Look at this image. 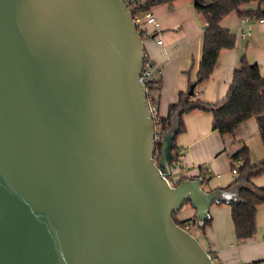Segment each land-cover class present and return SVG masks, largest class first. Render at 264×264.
<instances>
[{
  "label": "water",
  "instance_id": "water-1",
  "mask_svg": "<svg viewBox=\"0 0 264 264\" xmlns=\"http://www.w3.org/2000/svg\"><path fill=\"white\" fill-rule=\"evenodd\" d=\"M143 47L123 0H0V264H216L172 215L238 190L169 179Z\"/></svg>",
  "mask_w": 264,
  "mask_h": 264
},
{
  "label": "crops",
  "instance_id": "crops-1",
  "mask_svg": "<svg viewBox=\"0 0 264 264\" xmlns=\"http://www.w3.org/2000/svg\"><path fill=\"white\" fill-rule=\"evenodd\" d=\"M186 1L161 2L151 8L156 24L148 25L153 31L152 36L144 40V49L158 79L154 93L160 117L167 115L170 104L177 101L178 93L186 91L191 84L194 95L203 101L216 102L223 98L232 72L243 55L249 62H256L260 73L264 74V19L250 18L242 22L237 12L231 11L219 24L235 34V46L222 49L209 78L195 84L205 19L203 15L197 16ZM258 6L264 9V3L257 1L245 3L240 8L256 9ZM158 37L162 43L156 42ZM181 119L183 129L174 140L173 180L180 176H202L203 189L226 188L238 176L232 172V168L238 166V162L230 157L234 152L246 145L251 164L264 159V135L259 133L254 117L245 119L232 133L225 134L212 129L210 111L195 108L183 113ZM250 181L256 186H264V172L252 175ZM195 212L190 203H184L176 215L182 220L193 218ZM209 213L212 219L199 228L200 243L217 262L249 264L260 261L264 264V202L256 207L255 232L244 239L235 235L229 203H213Z\"/></svg>",
  "mask_w": 264,
  "mask_h": 264
},
{
  "label": "trees",
  "instance_id": "trees-1",
  "mask_svg": "<svg viewBox=\"0 0 264 264\" xmlns=\"http://www.w3.org/2000/svg\"><path fill=\"white\" fill-rule=\"evenodd\" d=\"M251 1H257L258 4L264 3V0H201L202 5H196L198 11L202 13L206 25L203 28L202 53L194 81L195 84H200L209 78L216 64L218 54L222 49H230L235 46V34L219 24L223 16L231 11H236L239 18L247 16L252 19H264V9L261 6L256 9L243 10L240 8L243 4ZM132 13L134 14V12ZM139 35L142 36L141 33ZM154 82L157 85L158 79H155ZM190 86L186 91L178 93L177 101L170 104L167 115L160 117L157 124L161 134L169 127L175 112L181 111L179 114L180 131L183 129L182 114L199 108L211 112V127L220 134L232 133L240 122L249 117H254L259 133L262 136L264 135V74L260 73L256 62H249L245 55L241 56L238 66L232 72V78L225 96L216 102L203 101L196 97L194 92L189 93ZM156 147L159 153L160 140L156 142ZM175 156L176 154H174L170 162L172 174L174 173V168L171 164ZM230 157L233 161L238 162L236 168L238 176L231 185H236L239 195L237 200L229 203L231 206V218L236 237L244 239L255 232L256 207L264 202V186H256L250 181L252 175L264 172V159L257 164H251L249 150L246 145L242 146ZM183 178L185 177L180 176L176 181ZM172 217L178 225H182L183 221L187 220V218L179 219L176 211ZM192 219L194 220L195 216ZM210 220L209 216L204 221V226ZM209 254L214 259L210 252ZM249 264L261 263L260 261H254Z\"/></svg>",
  "mask_w": 264,
  "mask_h": 264
},
{
  "label": "built area",
  "instance_id": "built-area-1",
  "mask_svg": "<svg viewBox=\"0 0 264 264\" xmlns=\"http://www.w3.org/2000/svg\"><path fill=\"white\" fill-rule=\"evenodd\" d=\"M174 0H123L124 4L130 11L133 21L136 25V30L139 33L142 34L141 38L143 40V46H144V40L147 37L152 36L151 29L148 28L149 24H156L155 16L153 15L151 8L153 5L161 2H171ZM134 12V14L132 13ZM250 17H242V22L249 21ZM206 25V21H205ZM156 37V36H155ZM157 43H162V39L160 37L155 39ZM143 56H142V66H141V76L140 81L143 83V87L145 90V95L147 98V106L148 110L151 113V117L155 124V140L156 142L161 140V133L159 130H157V122L160 119V116L158 114L157 110V97L154 93V89L156 87L154 80L157 78L155 76L153 66L151 64V61L149 59L147 51L143 47ZM156 156V155H155ZM232 172L236 175H238V171L236 168H232ZM170 179V178H169ZM193 224H196V219L189 218L185 221H183V224L180 225L182 228L189 231V227ZM214 261L216 264H225L223 261L217 262L214 258Z\"/></svg>",
  "mask_w": 264,
  "mask_h": 264
},
{
  "label": "rangeland",
  "instance_id": "rangeland-1",
  "mask_svg": "<svg viewBox=\"0 0 264 264\" xmlns=\"http://www.w3.org/2000/svg\"><path fill=\"white\" fill-rule=\"evenodd\" d=\"M185 1H186V0H184V2H185ZM186 2L188 3V5H189V7L191 8V10H192L197 16H198V14H200L201 17H202V13H199L198 9H197L196 6H195L194 0H187ZM202 22H203V21H202ZM156 128H157V130H160L159 126H157ZM154 154H155V155L158 154V149H157L156 146H155ZM171 165H173V163H172ZM172 175H173V174H172ZM172 175H170L169 178H170V180H171L172 182H175L176 180H173ZM180 209H181V208H180ZM180 209H179V210H180ZM199 228H200V227H198L197 224H193V225H191V226L189 227V232H190L191 234H193V235L199 240V242H200V240H201V234H200V229H199Z\"/></svg>",
  "mask_w": 264,
  "mask_h": 264
}]
</instances>
